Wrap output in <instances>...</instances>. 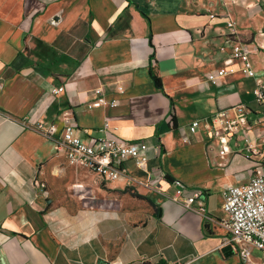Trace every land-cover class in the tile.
<instances>
[{
	"label": "crops",
	"instance_id": "1",
	"mask_svg": "<svg viewBox=\"0 0 264 264\" xmlns=\"http://www.w3.org/2000/svg\"><path fill=\"white\" fill-rule=\"evenodd\" d=\"M227 39L255 77L226 65ZM223 68L235 72L219 78ZM259 81L264 0H0V264H261L175 201L173 183L202 190L221 220L226 188L264 173ZM240 105L250 126L222 156L214 128ZM66 121L84 138L143 141L147 167L129 161L107 182L71 166L57 142Z\"/></svg>",
	"mask_w": 264,
	"mask_h": 264
},
{
	"label": "built area",
	"instance_id": "2",
	"mask_svg": "<svg viewBox=\"0 0 264 264\" xmlns=\"http://www.w3.org/2000/svg\"><path fill=\"white\" fill-rule=\"evenodd\" d=\"M230 28L233 23H228ZM231 48V55L226 65L239 63L242 71L249 77H255L252 64L247 51L240 42L227 39L221 47L222 51ZM234 69L223 68L218 71V77L223 78L233 74ZM59 88L58 91H62ZM255 101L264 105V83L259 81L253 90ZM103 103L95 102L90 106H101ZM231 111L234 113L232 114ZM220 114V126L214 128V135L222 138L221 155L228 153L227 141L229 135H234L243 126H250L252 111L244 105ZM262 117L253 120L256 124L264 126V111ZM38 127L49 138L56 137L57 129L53 124L45 126L39 123ZM87 137L80 135L77 126L66 121L60 135L58 144L65 150L69 164L76 168H86L97 174L102 180L113 182L126 173V164L134 161L140 169L148 164V147L143 141L126 142L118 138H96L87 131ZM160 176L165 178L161 172ZM173 183L177 187L174 200L180 201L188 211H194L204 216L208 222L221 227L226 235L225 244L231 245L242 260L249 262L253 252L262 254L261 264H264V173L255 175L243 185L230 186L223 192V210L226 218L217 220L206 214L205 194L202 190H193L188 194L187 186L180 179ZM41 187L43 183L37 182ZM184 264V263H177Z\"/></svg>",
	"mask_w": 264,
	"mask_h": 264
},
{
	"label": "trees",
	"instance_id": "3",
	"mask_svg": "<svg viewBox=\"0 0 264 264\" xmlns=\"http://www.w3.org/2000/svg\"><path fill=\"white\" fill-rule=\"evenodd\" d=\"M151 75H152V79H153V81L155 83V86L158 89H162V79H161V75H160L159 70L156 67H153L151 69Z\"/></svg>",
	"mask_w": 264,
	"mask_h": 264
}]
</instances>
